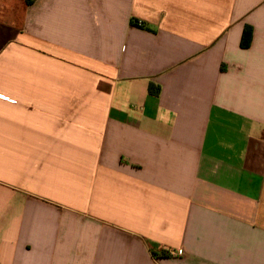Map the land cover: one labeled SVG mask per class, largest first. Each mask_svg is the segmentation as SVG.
I'll use <instances>...</instances> for the list:
<instances>
[{"label":"crops","instance_id":"obj_1","mask_svg":"<svg viewBox=\"0 0 264 264\" xmlns=\"http://www.w3.org/2000/svg\"><path fill=\"white\" fill-rule=\"evenodd\" d=\"M0 264H264V0H0Z\"/></svg>","mask_w":264,"mask_h":264},{"label":"trees","instance_id":"obj_2","mask_svg":"<svg viewBox=\"0 0 264 264\" xmlns=\"http://www.w3.org/2000/svg\"><path fill=\"white\" fill-rule=\"evenodd\" d=\"M27 5H30L32 3V0H25ZM133 25H138L136 22L132 21ZM250 36H251V30L250 28H246L244 30V34H243V46H247L249 41H250ZM148 93L149 95L153 96V97H158L159 95V87L158 86H154L152 84L149 85L148 87Z\"/></svg>","mask_w":264,"mask_h":264}]
</instances>
